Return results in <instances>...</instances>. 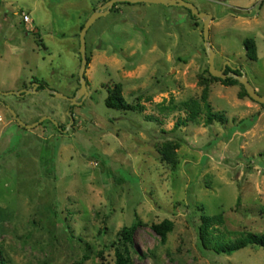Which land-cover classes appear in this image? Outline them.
Wrapping results in <instances>:
<instances>
[{
    "label": "rangeland",
    "instance_id": "rangeland-1",
    "mask_svg": "<svg viewBox=\"0 0 264 264\" xmlns=\"http://www.w3.org/2000/svg\"><path fill=\"white\" fill-rule=\"evenodd\" d=\"M186 1L213 15L216 68L239 67L264 96V0ZM105 3L0 0V91L45 83L75 97L80 33ZM203 26L183 7L120 3L86 35L80 105L45 90L0 94V264H115L120 231L135 222V264H264L258 246L227 256L200 245L203 213L223 215L218 234L264 236V104L240 83L210 79ZM247 38L256 61L246 56ZM202 80L226 121L208 125L204 111L175 128L187 116L182 103L200 99ZM116 84L145 110L107 108ZM7 105L25 124L51 116L68 130L49 120L22 127ZM168 142L179 145L175 168L159 153ZM164 220L174 228L162 242L152 226Z\"/></svg>",
    "mask_w": 264,
    "mask_h": 264
},
{
    "label": "trees",
    "instance_id": "trees-1",
    "mask_svg": "<svg viewBox=\"0 0 264 264\" xmlns=\"http://www.w3.org/2000/svg\"><path fill=\"white\" fill-rule=\"evenodd\" d=\"M107 2L109 0H103ZM120 4V3H119ZM116 4L114 8L119 5ZM128 4V3H124ZM191 13V12H190ZM244 48L246 50V56L249 60L256 61L258 59V50L256 42L253 38H247L244 41ZM228 72H232L228 69ZM240 75L241 70L233 72ZM213 81L221 82L225 86H235L239 84L234 78H227L222 80L210 76ZM203 90L199 100H190L182 103V108L186 111V118L179 119L175 123V128H181L189 125L190 123L197 122L206 113V124L211 125L214 122L224 123L226 121L222 113L214 112L209 102L210 85L208 80H202ZM48 88L47 84L40 83L38 90H44ZM244 88V87H243ZM244 93L248 96L246 90ZM105 105L109 109L119 111H139L145 110L141 104L132 105L126 101L123 95V89L120 84H116L112 89L109 90L108 97L105 100ZM152 119V118H150ZM179 148L177 143L168 142L164 144L160 149L162 161L166 162L172 167H176V151ZM224 224V217L222 214L210 216L202 214L201 224L199 226V241L203 249L213 251L218 255L231 256L249 246H258L264 249V236L255 234H245L239 238L232 239L225 233L218 234V228ZM138 228V223H133L130 227H124L119 236L121 237V246H117L115 249L116 262L115 264H135L131 255L130 247L134 245L135 233ZM174 223L171 220H164L161 224L152 226L153 231L161 238L162 242L167 240V236L173 231Z\"/></svg>",
    "mask_w": 264,
    "mask_h": 264
},
{
    "label": "water",
    "instance_id": "water-1",
    "mask_svg": "<svg viewBox=\"0 0 264 264\" xmlns=\"http://www.w3.org/2000/svg\"><path fill=\"white\" fill-rule=\"evenodd\" d=\"M119 3H128V4H137V3H152V4H161L167 7H183L186 8L191 12V15L198 19L203 21V38L205 43V50L208 55V63H209V73L214 78H219L222 80H226L227 78H234L237 80L241 85L244 86L248 96L255 102L263 105L264 104V96H261L255 88L251 85V83L247 79V75L245 72L241 70V74H235L233 72L231 73H225V70L227 66H224L221 70L217 69L215 66V57L216 53L213 50L212 46L210 45V24L213 20V15L205 12H200L199 9L191 2L186 0H109L107 1L103 6H101L99 9H97L87 20L85 23V26L83 27L81 33H80V55H81V67L79 71V78H80V89L78 90L75 97H67L57 91L51 90L49 88L44 89L49 94L58 97L60 99L69 101L71 105H80L82 102H78V99L84 100L85 97L88 95L87 92V80L85 78V72L88 66V60L86 56L87 51V45H86V35L88 33V30L91 28V26L100 18L103 17L111 12V10L114 8L116 4ZM233 70L232 66H229ZM39 84L34 83L32 89H24L20 91H13V92H1L0 94L9 96V95H15L17 97H24L26 95L34 94L38 91ZM7 109L12 113L15 120L18 122V124L22 127H25L27 129H34L39 124L43 123L44 121H51L59 130H63L60 126V123L53 120L51 116H44L40 118L37 122L33 124H25L23 121L19 119L15 111H13L8 105L6 106ZM69 116L71 118V121H73V116L71 113H69ZM69 127V126H68ZM68 127L63 130L67 131Z\"/></svg>",
    "mask_w": 264,
    "mask_h": 264
},
{
    "label": "built area",
    "instance_id": "built-area-1",
    "mask_svg": "<svg viewBox=\"0 0 264 264\" xmlns=\"http://www.w3.org/2000/svg\"><path fill=\"white\" fill-rule=\"evenodd\" d=\"M22 19H23V21H24L25 23H30V22H31V20H30V18H29L28 15H23V16H22Z\"/></svg>",
    "mask_w": 264,
    "mask_h": 264
},
{
    "label": "flooded vegetation",
    "instance_id": "flooded-vegetation-1",
    "mask_svg": "<svg viewBox=\"0 0 264 264\" xmlns=\"http://www.w3.org/2000/svg\"><path fill=\"white\" fill-rule=\"evenodd\" d=\"M233 68H235V69L233 70L232 68H230V67L227 66V68H226V70H225V73H231V72H228V69H230L232 72H235V71H237L238 69L241 70L239 67H237V68H236V67H233Z\"/></svg>",
    "mask_w": 264,
    "mask_h": 264
}]
</instances>
